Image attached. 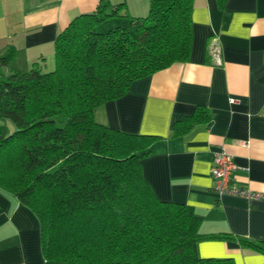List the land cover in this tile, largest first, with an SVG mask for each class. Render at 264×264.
I'll use <instances>...</instances> for the list:
<instances>
[{"label":"trees","instance_id":"1","mask_svg":"<svg viewBox=\"0 0 264 264\" xmlns=\"http://www.w3.org/2000/svg\"><path fill=\"white\" fill-rule=\"evenodd\" d=\"M192 8L149 0L144 16H129L101 3L57 34L49 71L15 68L13 47L0 53V189L37 217L47 262L234 264L201 257L199 241L224 236L201 233L190 205L159 199L145 180L156 137L94 118L134 80L189 59ZM117 15L123 23L97 29ZM239 241L264 255V239Z\"/></svg>","mask_w":264,"mask_h":264},{"label":"crops","instance_id":"2","mask_svg":"<svg viewBox=\"0 0 264 264\" xmlns=\"http://www.w3.org/2000/svg\"><path fill=\"white\" fill-rule=\"evenodd\" d=\"M101 3L106 10L123 3L129 16H144L149 6V0H0V53L13 47L15 68L49 71L57 34ZM191 21L189 59L134 80L125 95L96 107L94 118L156 137L141 160L154 194L190 205L201 218V233L224 236L199 241L201 257L264 264V255L239 241L264 239V0H225L222 6L193 0ZM123 22L117 15L101 26ZM212 44L219 45V62ZM221 150L233 158L232 182L256 197H219L212 190V159ZM0 264H58L42 255L35 214L1 189Z\"/></svg>","mask_w":264,"mask_h":264},{"label":"built area","instance_id":"3","mask_svg":"<svg viewBox=\"0 0 264 264\" xmlns=\"http://www.w3.org/2000/svg\"><path fill=\"white\" fill-rule=\"evenodd\" d=\"M210 53L216 62L220 61L219 45L212 44L210 47ZM234 168L235 164L230 154L223 150L214 153L211 167V175L214 180L212 190L219 197L225 194L242 196L246 198L256 197L257 194L238 187L232 182L231 172Z\"/></svg>","mask_w":264,"mask_h":264},{"label":"rangeland","instance_id":"4","mask_svg":"<svg viewBox=\"0 0 264 264\" xmlns=\"http://www.w3.org/2000/svg\"><path fill=\"white\" fill-rule=\"evenodd\" d=\"M103 28V26H100L97 28L98 30H101ZM60 119V118H57V120ZM59 125H62L61 123H59Z\"/></svg>","mask_w":264,"mask_h":264}]
</instances>
